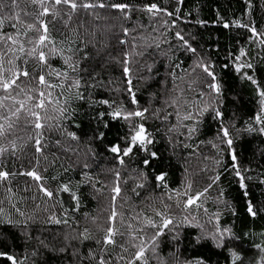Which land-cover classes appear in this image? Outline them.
<instances>
[{
    "label": "snow or ice",
    "instance_id": "6c2138e0",
    "mask_svg": "<svg viewBox=\"0 0 264 264\" xmlns=\"http://www.w3.org/2000/svg\"><path fill=\"white\" fill-rule=\"evenodd\" d=\"M243 4L245 10L239 18L226 19L219 11L216 13L213 27L238 29L241 31L237 36L244 37L243 42L237 40L224 49L221 60L213 58V53L219 57V46L205 48L197 31H186L189 25L207 28L209 22L199 17L198 9L195 16L192 10L185 11V0H0V190L4 193L0 199V259L5 264H38L44 253L59 256L67 252V246L50 245L46 239L34 236L33 226L67 225L69 209L79 210L80 189H95L87 161L78 181L71 176L65 178L73 170L71 164H61L62 173L50 174L60 160L54 150L68 152L64 143L80 142L82 137H87L89 144L99 142L114 161L110 171L115 195L111 197L109 223L97 228L102 234L94 235L87 227L79 234L81 242L93 240L96 248L86 255L74 249L72 256L78 264H152L153 260L155 264H210L212 255L222 256L224 264H264V231H248L240 236L234 230V221H223L225 213L238 215L226 199L227 189L222 185L225 176L241 190L246 215L252 220L264 217V202L257 205L248 199L249 182L264 185V173L255 178L250 175L252 169L242 165L237 152V142L245 135L264 137V25L257 26L251 0H243ZM109 14L125 21L135 14L138 21L141 17L148 21L147 25L138 22L132 29L122 28L124 38L118 43L124 51L119 57H111V63L120 71L122 86L96 71L89 52L90 44H95L88 39L96 33L84 27L89 17L99 21L109 19ZM57 20L62 21L59 32ZM136 32L140 33L139 40L150 36L151 42L138 43L137 35H132ZM180 54L191 64L186 66ZM135 58L145 60L135 77L145 91L150 81L160 78L159 90L148 92L144 104L138 97L141 88L133 80ZM157 64L163 65V75ZM230 80L249 85L256 99L257 110L243 126H238L240 118L235 111L229 113L228 104L239 99L233 95L229 100ZM80 108L85 109L84 117L80 116ZM78 118H86L87 124L82 126ZM117 124L116 141L106 142L107 131ZM213 126L212 138L202 139L205 129ZM52 133L56 134L54 139ZM161 141L170 158L179 151L188 153L185 159L197 157L206 162L200 169L202 188L194 189L187 168L180 186L170 187L168 172L162 167L163 154L157 148ZM205 147L213 153L204 154ZM128 161L140 165L132 169L140 181L133 192L139 196L136 189L145 188L151 175L161 195L158 204L147 205L149 211L136 214L135 226L127 224L125 239V232L116 227L118 216L123 224V214L117 211L115 201L121 193V174ZM20 178H26L22 188ZM33 187L46 198V218L42 220H37L34 211H28V201L35 204L37 198L29 195ZM213 190L214 211L206 206ZM61 193L69 196L67 207ZM117 236L122 242H117ZM18 238L35 244L22 257L12 251ZM245 239L251 241L256 253L247 260L240 243ZM163 244L174 249L168 253L170 259L162 256ZM117 248L120 254L114 255ZM182 248L196 254L181 259Z\"/></svg>",
    "mask_w": 264,
    "mask_h": 264
},
{
    "label": "trees",
    "instance_id": "16d2710c",
    "mask_svg": "<svg viewBox=\"0 0 264 264\" xmlns=\"http://www.w3.org/2000/svg\"><path fill=\"white\" fill-rule=\"evenodd\" d=\"M133 3L138 2V0H132ZM253 4L252 14L253 18L257 22V26L260 27L264 25V7H261L264 0H251ZM199 10V17L205 19L209 22V26L204 29H200L198 26H187L186 31H197L201 37L200 43L205 46V48H215L219 46L221 49L219 57L213 53V58H219L222 60L224 55V49L231 47L237 42V40L243 42V36H237V32L241 31L238 29H232L231 31L225 30L221 27H213L212 24L215 20L217 11L224 16L226 19H235L241 17L245 10L243 0H185L184 10H192L193 16L196 14V10ZM191 19V17H189ZM138 22H142L144 25H147L148 21L141 17L138 21L137 16L134 14L130 21H125L120 19L116 15L109 14V19H101L96 21L89 17L84 21V27L87 32H95V37L89 36L88 39L92 41V44H95V47L89 46V52L93 57V63L97 65L96 71L99 72L102 77L105 79H114L116 86H122V78L120 71L114 64L111 63V57H119L124 51V46L119 45L118 39H123L122 28L128 27L132 29L137 25ZM75 27V24L73 25ZM51 27V25H50ZM62 30V21H56V31L59 32ZM150 31V29H149ZM56 34V33H54ZM132 35H137V42L140 44L150 43L151 37L147 36V33H144L147 36L145 40H139L140 33H132ZM131 40V36L129 37ZM175 43V41H173ZM166 47V46H164ZM255 48V46H252ZM98 50V51H97ZM258 50V49H257ZM158 60H162V57L157 55ZM252 55H255V51L252 52ZM180 59L184 60L185 65L191 64V60L187 59L183 54H180ZM145 62L144 59L135 58L132 62L133 69V80L134 84L137 87L141 88V92L138 93V97L141 104L146 102L148 92H156L159 90V77H156L155 80L150 81V87L147 91L144 90V85L136 83L137 69L140 64ZM148 63H151L152 60L148 59ZM166 63V61H164ZM160 68V73L163 75L164 68L162 64L156 65ZM227 79V78H226ZM229 84L232 85L231 90L227 93L229 100L233 95L238 96V102H230L228 104L229 113L235 111L240 118L238 126H243L245 120H248L250 116L254 115L256 107V99L253 96L252 89L247 84H241L239 80H230ZM169 86H171L169 84ZM181 87L183 85L181 84ZM100 95L107 97V93H101ZM119 99H126V97H118ZM79 113L81 117H84L85 109L80 108ZM77 122H81L82 126L87 124V119H79ZM119 125H114L110 130L107 131V141L115 142L117 139ZM75 130V129H73ZM215 128H206L202 139H211L214 135ZM79 134V132H78ZM52 138L56 137L55 133H52ZM237 152L239 155L240 162L246 168H251L252 171L249 173L254 178L258 177L260 173H264V137L258 135H245L240 141L237 142ZM64 146L69 148L68 152L61 150L57 151V154L60 156V160L56 162V168L50 169V174L55 175L58 172L62 173L60 165L63 164L67 167L69 164L73 165V170L65 174L71 176L74 181L80 179L82 173V165L85 161L90 165L88 171L94 178L95 189L91 186H85L80 189L78 193L80 195V206L78 211H72L69 209L68 214V224L64 225H34V236H40L41 238L46 239L50 245L57 247L67 246V252L65 254L54 256L52 253H44L41 257L38 258V264L42 261H47L48 264H78V260L74 259L72 252L74 249H78L81 255H86L90 249H95L96 245L93 240H86L81 242L79 234L83 232L84 228H89L94 235H101L102 233L98 232L97 228L105 226L108 221V217L111 213V208L113 202L111 197L115 195L111 191L114 186V176L112 175L110 169L115 166L114 161L111 159L110 155L106 153L104 147L100 145L99 142L94 144H89L87 137H82L80 142H65ZM157 148L163 154V164L162 167L168 172V183L171 188H177L180 186L181 179L184 175V169H188L189 179L193 181L194 189H200L204 186L203 174L200 172V169L204 166V161L197 157H192L190 159H185L188 156L187 152L180 153L179 151L175 156L170 158V152L165 151L164 142L161 141L157 145ZM89 149L92 151L90 152ZM204 154L211 155L213 150L210 147H205L202 149ZM93 153L95 155L93 156ZM51 159V157H50ZM140 167L137 163L132 161L127 162V168L122 170L120 187L121 193L115 201V207L118 212L123 214V224H121V217L118 216L116 220V227L120 231L125 232V239H127V230L126 226L128 223H132L133 226L136 225V214L142 211H149L147 205L149 203L158 204V197L161 195V190L155 188L154 182L151 181V175L149 183L145 185V188L139 189L136 191L140 193L139 196L133 192V188L136 187V184L139 183V179L136 176V173L132 172L133 168ZM151 174V169L148 170ZM26 178H20V187L24 186V181ZM125 181H127L125 183ZM222 185L227 189L226 199L230 200L235 207L238 215L232 217L225 213L223 221L225 223L235 222L234 230L240 236H243V233L252 231L259 234L261 231H264V217H259L256 220H252L251 217L246 215L245 211V201L241 190L238 188V185L234 182L230 183L229 179L225 176L222 177ZM55 182H52V187H55ZM98 190V191H97ZM36 195L35 204H39L40 207L37 209L35 204L29 200L28 201V211L36 213L37 220H42L46 218V213L44 211L46 205L42 198V194L38 193L35 187L32 188L29 195ZM216 196L215 190H213L209 195V203L206 205L210 210L214 211L215 206L212 204L211 200ZM4 198V193L0 190V199ZM60 198L65 201V206H68L69 196L68 194L61 193ZM248 199L252 200L254 204H260L264 202V185H260L258 182H249V197ZM51 202H49L50 204ZM75 205V202H71ZM23 207V205H21ZM60 214L58 210V215ZM95 219L96 223H93ZM16 231V230H13ZM187 231L195 232V229H189ZM67 236V240L65 237ZM117 242L120 243L121 238L117 236ZM257 242H259L257 240ZM16 246L12 249L17 255L23 256L26 251H31L35 247L34 243H25L23 238H18L16 240ZM242 248L244 250L245 259L252 258L256 255L255 250L251 249L250 240H242ZM174 251L167 244L162 245V256L165 258L168 257V253ZM181 259L188 257L191 258L196 253L191 251L188 248L181 249ZM120 254L119 248H117L114 255ZM209 254V253H205ZM127 255V254H125ZM170 259V258H169ZM219 261V264H224L222 256L212 255L210 264H216ZM0 264H5V262L0 259ZM87 264V262H85ZM152 264H155V261H152Z\"/></svg>",
    "mask_w": 264,
    "mask_h": 264
}]
</instances>
